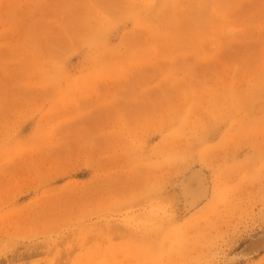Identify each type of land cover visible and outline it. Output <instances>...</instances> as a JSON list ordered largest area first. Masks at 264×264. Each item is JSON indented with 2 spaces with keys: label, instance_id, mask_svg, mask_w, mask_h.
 Wrapping results in <instances>:
<instances>
[{
  "label": "rangeland",
  "instance_id": "374dc122",
  "mask_svg": "<svg viewBox=\"0 0 264 264\" xmlns=\"http://www.w3.org/2000/svg\"><path fill=\"white\" fill-rule=\"evenodd\" d=\"M263 234L264 0H0V264H264Z\"/></svg>",
  "mask_w": 264,
  "mask_h": 264
},
{
  "label": "bare ground",
  "instance_id": "6f19581e",
  "mask_svg": "<svg viewBox=\"0 0 264 264\" xmlns=\"http://www.w3.org/2000/svg\"><path fill=\"white\" fill-rule=\"evenodd\" d=\"M194 184V183H193ZM264 248V239L256 241L254 244H250L245 250L242 251L243 256L245 254H252L255 251H260ZM241 254V253H240ZM242 257V256H241Z\"/></svg>",
  "mask_w": 264,
  "mask_h": 264
},
{
  "label": "water",
  "instance_id": "95a60500",
  "mask_svg": "<svg viewBox=\"0 0 264 264\" xmlns=\"http://www.w3.org/2000/svg\"><path fill=\"white\" fill-rule=\"evenodd\" d=\"M261 239H264V234L262 235V236H260L259 238H257L256 240H254L252 243H250V244H254V243H256V241H258V240H261ZM249 244V245H250ZM249 245H247L246 246V248L249 246ZM246 248H244V250L246 249ZM264 249V248H263ZM262 249V250H263ZM261 250V251H262ZM261 251H255L254 253H252L251 255H247V256H243V254L241 253V256H242V258H248V257H251V256H253V255H256V254H258L259 252H261Z\"/></svg>",
  "mask_w": 264,
  "mask_h": 264
}]
</instances>
